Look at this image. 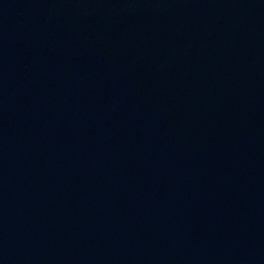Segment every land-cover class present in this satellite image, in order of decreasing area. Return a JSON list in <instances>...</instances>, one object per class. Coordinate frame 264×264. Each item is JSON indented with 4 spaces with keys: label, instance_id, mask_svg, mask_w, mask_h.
I'll use <instances>...</instances> for the list:
<instances>
[{
    "label": "water",
    "instance_id": "95a60500",
    "mask_svg": "<svg viewBox=\"0 0 264 264\" xmlns=\"http://www.w3.org/2000/svg\"><path fill=\"white\" fill-rule=\"evenodd\" d=\"M0 264H264V0H0Z\"/></svg>",
    "mask_w": 264,
    "mask_h": 264
}]
</instances>
